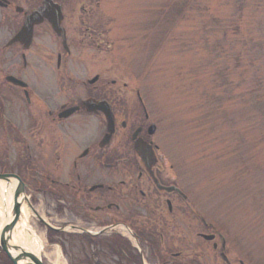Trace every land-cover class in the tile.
Listing matches in <instances>:
<instances>
[{
  "label": "flooded vegetation",
  "instance_id": "obj_1",
  "mask_svg": "<svg viewBox=\"0 0 264 264\" xmlns=\"http://www.w3.org/2000/svg\"><path fill=\"white\" fill-rule=\"evenodd\" d=\"M46 1L30 42L10 45ZM139 10L146 14L145 0H0L11 31L0 58L19 60L8 69L0 61L1 174L17 178L31 199L56 202V213L78 220L64 223L63 236L116 264H213L211 255L245 264L180 187L142 85L110 78L113 65L130 75L138 69V57L127 66L124 49L146 36Z\"/></svg>",
  "mask_w": 264,
  "mask_h": 264
},
{
  "label": "rangeland",
  "instance_id": "obj_2",
  "mask_svg": "<svg viewBox=\"0 0 264 264\" xmlns=\"http://www.w3.org/2000/svg\"><path fill=\"white\" fill-rule=\"evenodd\" d=\"M145 2L146 14L139 10L136 19H145L146 36L124 49L127 66L138 57V69L130 75L113 65L110 78L142 85L144 101L159 122L158 142L180 187L195 196L197 211L211 221L209 231L229 243L231 257L264 264V0ZM136 3L141 6L142 0ZM1 18L0 45L11 33ZM0 61L8 69L19 60L5 54ZM40 195L30 202L47 224L78 225ZM26 209L36 236L46 240L44 264H53L48 256L55 248L64 264H116V258L96 246L92 253L77 237L53 236L48 243L44 226ZM0 264H7L2 255Z\"/></svg>",
  "mask_w": 264,
  "mask_h": 264
},
{
  "label": "water",
  "instance_id": "obj_3",
  "mask_svg": "<svg viewBox=\"0 0 264 264\" xmlns=\"http://www.w3.org/2000/svg\"><path fill=\"white\" fill-rule=\"evenodd\" d=\"M47 3L48 1L44 2V6L42 9L33 12L30 16L27 17L22 30L16 35L13 42H23L24 40L29 41V39L31 38L33 26L36 25L38 20L41 19L40 17L45 14L44 12L48 9ZM7 81L15 84L20 83L13 78H8ZM105 115L108 117L107 112H105ZM0 183H4L2 190V202L4 209L6 205L4 195H6L7 190L10 189L11 186L16 187V193L13 197L11 212L8 221L3 227L0 228V249L5 253L12 264H42L39 257H35L29 254L24 249L18 248L14 244V238L19 232H29V229L27 228L28 225L21 210L23 204H25L28 210H31V206L29 205V202L25 196L26 187L17 178L10 175H0Z\"/></svg>",
  "mask_w": 264,
  "mask_h": 264
},
{
  "label": "bare ground",
  "instance_id": "obj_4",
  "mask_svg": "<svg viewBox=\"0 0 264 264\" xmlns=\"http://www.w3.org/2000/svg\"><path fill=\"white\" fill-rule=\"evenodd\" d=\"M3 184L4 183H0V228L3 227L5 223L8 221L11 212L13 197L16 193V187L11 186V188L7 190L6 195H4V199L6 201V205L4 209L2 202V198H3L2 190L4 186ZM21 210L25 217V221L28 223L29 214L27 213L25 204L22 205ZM36 235L37 233L33 230V228H29V232L22 231V233L18 234V236L14 238L15 241L14 244L18 248L24 249L29 254L38 257L40 251L45 247L46 240L44 238V234L38 236ZM49 257L54 258L53 264H64V262H62L60 256V250L58 248H55V252L53 254H50L48 258Z\"/></svg>",
  "mask_w": 264,
  "mask_h": 264
},
{
  "label": "trees",
  "instance_id": "obj_5",
  "mask_svg": "<svg viewBox=\"0 0 264 264\" xmlns=\"http://www.w3.org/2000/svg\"><path fill=\"white\" fill-rule=\"evenodd\" d=\"M49 234H50V236H54V235H55L54 232H49ZM1 255H2V257L4 258V260L6 261V263H7V264H10V262L7 260V258H6L2 253L0 254V257H1Z\"/></svg>",
  "mask_w": 264,
  "mask_h": 264
}]
</instances>
